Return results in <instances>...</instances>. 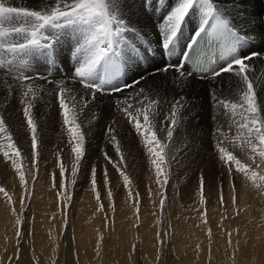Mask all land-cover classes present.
Instances as JSON below:
<instances>
[{"label":"rangeland","instance_id":"1","mask_svg":"<svg viewBox=\"0 0 264 264\" xmlns=\"http://www.w3.org/2000/svg\"><path fill=\"white\" fill-rule=\"evenodd\" d=\"M4 77L0 76V116L5 119L12 142L21 151L18 163L31 184V194L29 196L21 186L11 159L4 157L5 151L12 157V150L8 148L7 135L0 133V187L8 193V196L0 193V264H264V181L257 180L261 186L254 187L252 181L235 172L234 165L233 175L229 176L228 165L221 162L217 150L218 145L223 146L259 175H264V165L256 168L252 161L254 154L241 143L242 137L237 139V127L232 125L230 128L231 121L222 107L213 106L212 93L217 99L233 102L238 99L237 89L224 92L229 88L226 81L232 76L196 91L174 93L168 102L166 90L152 94V98L161 102L156 106V131L161 138L165 133L159 129L167 126L164 121L169 116L171 103L183 98L184 105L178 107L181 118L169 145V156L176 159L172 161L163 211L159 206L162 190L154 185L155 169L147 147L143 138L122 118L117 106L118 101L123 103L125 100L89 98L87 107L78 116L85 135L84 156L76 165L73 177L75 160L71 149L75 142L70 143L68 126L62 122L57 97L49 95L45 100L36 99L32 109L40 138L39 171L36 172L19 90L12 77ZM64 81L68 82L69 77H64ZM137 86L135 90L130 88L122 92H128L127 95L135 99L144 85ZM84 95L85 92L81 96ZM139 100L140 97L131 104L139 108ZM109 126L114 132L106 133ZM117 146L120 152H117ZM105 154L111 163L105 159ZM61 165L65 169V189H61ZM117 166L132 180L127 188ZM93 168L96 192L91 183ZM201 175L204 178V205L200 203ZM33 176H36L34 182ZM109 190L111 202L107 195ZM137 192L139 219L135 205ZM221 192L223 206L220 204ZM110 203L114 205V211ZM205 210L206 217H202ZM205 218L207 223L202 222ZM17 220L22 222L19 240L16 238ZM209 229L211 240L207 235ZM157 233L164 241L162 246L158 243ZM229 233L232 234L231 244ZM17 245L18 261L14 259Z\"/></svg>","mask_w":264,"mask_h":264},{"label":"snow or ice","instance_id":"2","mask_svg":"<svg viewBox=\"0 0 264 264\" xmlns=\"http://www.w3.org/2000/svg\"><path fill=\"white\" fill-rule=\"evenodd\" d=\"M163 0H145V11L150 8L161 5ZM196 13L200 16V24L194 32V39L190 44L186 45V49L194 51L199 39L203 36L215 38L217 32L227 34L233 38V42L228 50L227 56H222L226 63L221 67L212 70V78L222 77L224 74H231L237 78V91L239 92L238 99L233 102L225 99H217L214 93L210 94L214 102L213 106H221L224 114L231 121L229 127L232 125L237 127V139L243 138L241 143L246 146L247 151L252 156L253 164L256 168L264 165V115H262V105L259 101L257 90L264 87L258 79L252 75L251 65L247 61L259 56V53H252L251 55H237V46L241 40L246 37L239 36L230 25L226 15L217 7L215 0H175L169 6L166 15L162 17V23L156 25L157 43L164 52L169 54L174 53V48L177 39L181 33L183 24L186 18L191 14ZM71 29L73 33L74 44L70 49L69 60L73 63V67L69 70V79L78 83L84 90L85 94L76 100L73 90L68 88L65 81H52L49 79L52 71L57 66L59 53L57 51V44L59 42L60 33L64 29ZM211 29V30H209ZM128 33L135 34L138 40L141 38V33L137 28L129 22H126L118 0H41L40 3L34 7L14 6L10 0H0V70L5 71L16 82V86L21 90L20 103L23 105V117L26 128L31 138V155L33 161V168L36 172L39 171V147L40 138L38 135V125L33 117L32 109L34 101L38 99L39 93L43 89L35 85L34 81L42 79L47 83H54L55 95L61 110L62 122L67 127V132L70 134L71 140L75 142V146L71 151L74 154L75 164L71 175H76V165L82 160L84 156V139L85 135L82 131L81 125L78 123V116L83 108L87 107L89 98L95 100L97 94H115L122 92L127 88L135 89L137 85L141 84L140 80L133 79L129 83L120 85L113 83L120 74L124 61L121 57L136 50L133 42H130ZM127 50L121 51L119 46ZM192 51L183 53L185 61L192 58ZM230 57V58H229ZM42 59L46 74L31 75L21 69H26L29 59ZM112 68V72L104 71ZM175 69L180 73L181 78L185 75H191V72H184V65L177 63L175 65H167L159 71L168 72L169 69ZM16 74L12 75L13 70ZM194 70L205 72L207 69L199 62H194ZM102 71L104 74L102 75ZM206 78V77H202ZM112 87H105L106 85ZM137 95L140 97V107L136 108L131 103L117 102L120 108L122 118L131 125L136 134L143 138V143L147 147V152L151 163L155 169L156 180L160 192L161 199L159 206L161 211L164 210L167 201L166 186L169 183L171 176L172 161L176 159L175 156H169L170 143L178 121L180 120V113L178 107L182 108L183 98L171 103L170 113L168 118L164 121L167 125L159 129L160 132L165 133L164 137L158 136L156 131V118L158 112L156 106L161 102L157 99L147 95L146 89L141 87ZM145 101L147 102L145 104ZM72 113L71 118L69 113ZM142 116V120L140 117ZM239 117V119H237ZM219 131V129H218ZM114 129L109 126L106 133H112ZM0 133H5L9 141L8 148L12 150V157L9 152L3 153L6 159H11L12 168L18 172L21 186L25 192L30 196L31 184L26 180L25 173L21 171V164L18 161L21 159V151L12 142V136L8 133L5 119L0 116ZM115 140V136L111 137ZM222 143V142H221ZM219 159L228 165L229 176L233 175V165L235 172L241 173L247 181H252V185L259 188L261 185L257 180L264 181V175H259L257 171L253 170L250 165H246L240 159L230 152H227L223 146H217ZM117 152H120L117 146ZM259 157V159H255ZM105 159L110 157L105 154ZM117 171L123 178L125 188L132 184L131 178L126 174V171L117 166ZM65 169L61 165V189L66 186L63 183ZM105 176L107 172L105 170ZM36 176H33V182ZM55 182V176L53 175ZM74 183V181H73ZM92 190L96 192L95 169L92 171ZM233 190V204L236 203V189L232 185ZM0 193L8 196V193L3 187H0ZM204 178L200 177V203H206L204 197ZM151 195V189H149ZM109 201L112 200L111 190L107 193ZM131 195V193H130ZM11 201V197H8ZM70 199V198H69ZM99 203V193L96 195ZM24 197H21V206H23ZM220 204L223 206L224 197L221 192ZM136 212L137 219L139 213V193H136ZM110 206L115 210L114 205ZM103 210V205H100ZM13 212L15 210L13 209ZM202 217H206V210L202 213ZM207 223L206 218L203 219ZM16 238H22L21 227L22 222L17 220ZM167 235V233H165ZM207 235L211 240V229L208 230ZM229 235V244H231V233ZM158 243L162 246L164 241L160 234L157 233ZM199 248V246H197ZM17 253L14 259L19 260V245H17ZM211 253V249H209ZM97 253L99 254V244L97 245ZM159 259V255L157 256Z\"/></svg>","mask_w":264,"mask_h":264},{"label":"bare ground","instance_id":"3","mask_svg":"<svg viewBox=\"0 0 264 264\" xmlns=\"http://www.w3.org/2000/svg\"><path fill=\"white\" fill-rule=\"evenodd\" d=\"M10 2L14 6L34 7L35 5L40 3L41 0H10ZM48 2H50V0H48ZM174 2L175 0H163L161 5L145 11V0H118L125 21L134 25L137 28L138 32L142 34L141 38L138 40L135 38V34H126L129 41L135 44L136 50L123 56L122 60H124V75L122 76L121 81H119L118 83L120 85H123L125 83L130 84L133 79L140 80L142 77L143 79L141 80V84L137 87L144 85L143 87L145 88L146 85L147 95H151V97L152 94H158L166 90L167 93H169V95L167 96V99H169L166 102L171 100L170 95L172 97L174 93L183 94L184 92L188 91H196L199 89V87L209 85L210 83H214V81L223 79L225 80V78H228L229 76H232V78H228L229 80L227 81L225 80L226 82H228L226 83V87L229 88H226L224 92H229V90L237 89V78L234 75L224 74L222 77H216L214 79L211 75L212 71H210L208 74H196L191 70L189 64L182 62L181 58L186 48L185 46L192 39L195 30H197L200 24V16L196 13H191L186 18L183 24L179 38L176 41L179 51L176 54H170L167 57L164 56L163 49L157 43L158 29L156 25L158 23H162V17L166 15L169 6ZM215 2L217 7L226 15L228 21H230L233 27L238 30L242 37H246L243 43L239 45V49L236 51V54H260L259 56L254 57L252 60L247 61V63L251 65L252 75L255 76L262 85H264V0H215ZM73 44L74 39L72 30L70 28L64 29L60 33L59 42L57 44V51L59 53L57 66L52 71L49 77L50 80L55 82L60 81L61 79L64 80V77H70L69 70L73 67V63L69 60V54ZM119 48L121 51L127 52V50L123 48L122 44L119 46ZM178 62L184 65V72H191L192 74L185 75L183 78H181L180 73L177 72L174 68L169 69L168 72L159 71V69L167 65H175ZM223 62L224 61H221L219 65L214 66L213 69L219 68L221 67V65L226 63ZM62 69L66 72H62ZM21 71H26L31 75L46 74L42 59L30 58L27 68L21 69ZM13 73H16L15 69L13 70ZM3 75L9 78L12 77L5 71L0 70L1 78L3 77ZM131 78L132 80H128ZM191 78H195L199 81L197 82ZM71 82L74 85L70 84ZM34 83L35 85L43 89V91L39 93L38 97L41 100L48 99L47 97L49 95L56 96L54 83H47L42 79H37L34 81ZM65 84L68 88L73 90V94L76 96V100H80V98L82 97L81 95L84 93V90L81 87V89L79 88L80 85L78 86V83L70 79L68 82L65 81ZM13 87L14 86H12V88ZM105 87H107V85ZM110 87L112 86H108V88ZM130 88L127 89L129 90ZM127 89H125L124 91H126ZM18 90L21 96V90ZM131 90L133 89L131 88ZM127 94L128 92H118L115 94L103 95L97 94L96 97L99 96L105 99L116 98L120 100H125L127 98V101H131L130 103H134L137 101V99H139L138 95H133L135 96V99H131ZM257 95L259 101L261 102V105L264 106V87H260L257 90ZM164 100L166 99L164 98ZM154 185H156V183Z\"/></svg>","mask_w":264,"mask_h":264}]
</instances>
